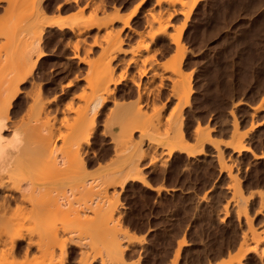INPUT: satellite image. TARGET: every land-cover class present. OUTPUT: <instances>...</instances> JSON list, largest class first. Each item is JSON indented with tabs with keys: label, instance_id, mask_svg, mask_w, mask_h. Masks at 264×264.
<instances>
[{
	"label": "rangeland",
	"instance_id": "1",
	"mask_svg": "<svg viewBox=\"0 0 264 264\" xmlns=\"http://www.w3.org/2000/svg\"><path fill=\"white\" fill-rule=\"evenodd\" d=\"M11 1L12 3H10ZM32 1L0 0V50H2L1 52H5H0V80L2 82H18L19 77L15 76L17 74L21 77V81H19L24 82L21 84L23 93H21L22 95L20 94L16 101H14V106L11 108L9 114L11 115L9 116L10 120L13 118V121L14 119L15 121H17V119L19 118L21 121V118H17V116H21L23 115V113L24 115L26 113L29 114V111L30 113L32 111L35 112L36 109L34 108H38V106L34 105L35 107L33 108L34 103L31 100L33 98H30L28 96L32 91V94L34 96H30L34 97V100L37 98V101L39 100V102L41 101L42 103H45L47 101L49 102V100L51 99L50 101H52V104L54 103L53 101H56L53 104L54 106L51 105L52 109H50L51 107L48 108L50 111L54 109L53 111L55 112L52 111V114H50L51 112L49 110H46V113H42L43 115H45L44 119L46 118V120L43 119V123L53 124L56 118H59L58 121L62 120L60 119L62 113L56 111L55 107L57 105L68 104L66 102L67 100H69L67 98L68 95L63 92L62 88L67 87L69 85V82H78L74 83V85H76L72 88L74 90L69 89L70 92L68 91V94L70 93L72 98L78 100L79 98L76 99L75 97H77L79 92L82 93L83 87L85 88V86H88V83L86 82H92L91 79H93L94 76H96L97 79V72H100L97 71L98 68L96 66L98 65L96 64H99L97 60H101L100 58L102 55L100 56L99 53L101 52L100 49L102 48L99 47L100 45H97L101 43L100 41L103 40L106 35V37L108 38L105 37V41L110 37L113 39H116L115 37H118V41H121V38L123 39V44H121V49H119L121 50L120 53L115 52V54L117 53L119 57L116 56V54L115 56H113L114 60L116 61L113 60L111 61V63H109V65L112 67L115 64V67H113L115 69L113 70L112 68L113 71H111L112 74L115 71V73L113 74L114 76L112 75V77L116 80L118 79V76L122 74V80L119 79L121 80L120 82L118 80L119 84L118 86H116L114 97L115 101L110 100L102 107H99L98 105L96 107V109L98 108L97 111L95 109V113H97L95 116L96 130L91 137V144L88 147V156H90L91 158L86 157L88 158L86 159V161L88 169L87 174L89 177L91 176L92 178H100L104 174L107 175L108 172H118L116 173L118 176H116L117 178H120V181L119 179H117V182L119 181V183H117L118 185L114 187L115 189L112 188L114 191H111L112 189H110V195L109 193L107 195L109 200L107 199V196L100 197L98 203L100 204L103 200L104 202H102L101 204L103 206H99L97 202L95 204L96 209L97 206H99V210L101 207H103L106 212L110 211L108 209H111V211L115 210L113 214L115 217L114 223H117V226H119V228H117L119 230L121 229V232H123V230L125 229L124 231H128L130 234V239H126V243L124 242L126 245H124V247L127 248L124 252L123 260H125V263L123 264H225L228 263V261L233 262L230 264H258V259L263 254L259 253L262 252V249L261 251H259V248H257V253L253 251L255 250V248L250 252L245 251L246 249L244 247L246 246V244L242 243L244 246L243 247L241 242L244 240L247 243V241L249 240L248 242L251 245L254 239L253 241H250V236H252L250 234V227H253L254 231L257 229V234L260 233V231L262 232V228L264 227V207L262 208L259 205L261 203L260 195H262V192L264 194V157H262L264 156V0H198L193 8L192 4L194 0H189L185 10L173 17V26L169 28L168 33H160L156 37H154V42L150 44V46L152 45V47L149 48L150 50H147L149 51L148 53L146 50H142V46L146 44L147 37L143 36L142 38L141 35H145L147 30H150V28L148 29V27H150V20L147 21V17L150 16L149 12H152L153 14L155 13L156 15H158L159 13L166 14L165 9L168 7V5L163 0L162 3L157 0H38V3H36L37 0H34L33 2ZM157 2H159L160 4L158 3L157 5ZM31 3L33 6H35L36 11H38V17L33 16V13L34 15H36L37 13L33 6H31L30 8ZM9 4L11 5L9 6ZM92 12L96 13V16L95 14L93 15ZM90 13H92L93 17L95 16L94 20H90L92 17V15L90 16ZM29 15H32L34 18H38L35 19L36 22H38V28L40 26L39 22H41L42 25L40 26V29L43 26L41 32H39L40 29H38L37 27L35 28V20L32 16L31 19ZM27 16L29 17L27 18ZM29 18L32 20L31 23L34 22L32 23V25L34 26L28 24V22H30ZM127 21L129 22L128 25H130L129 28L128 26L126 27ZM92 22L95 23V25L91 26L90 29L84 30L86 32H81L80 34H78L79 32L77 33L78 29L75 28V26L79 28L85 25H89ZM25 24H28L30 27H32V29L34 27V31L31 29L33 31V36L35 35V33L37 34V32L41 33V35H39V33L37 34V36H41V42L38 45L39 48L38 46H36L38 50H41L38 51L39 53L32 51L34 54H31V60L28 59V62L30 64L27 63L26 60H24V55L22 56L20 51L14 52V50L17 49L16 43L19 45L20 40L21 45L22 40L25 39L23 37H28L29 35L28 33L30 30L28 31L27 29H25L28 26H26ZM124 25L126 28L124 27V30H122ZM71 26L72 28H75L74 30H76V33L72 32L73 30H71ZM19 27L22 31L20 29L16 30V28ZM21 27H23V29ZM24 30H27L28 32L26 31V33H24ZM13 32L16 33L17 36ZM116 32L121 35L120 40V35L118 36ZM109 34L111 36H109ZM147 34L148 33H146V36ZM29 36L30 37L28 38H31V35ZM35 36L33 37V39L37 38H35ZM16 37L17 39L14 40V38ZM149 37L148 41H151V37ZM145 38L146 40H142ZM80 39L83 40L81 41V43L78 42ZM25 40L23 42L26 44L28 40ZM104 40L102 42L103 44H105ZM141 40L143 42H141ZM176 40H179V44H181L179 46H181L180 51L182 52L179 53L178 51L177 53L179 54L180 58H183V61H181L178 56V60H175L177 54L176 50L178 49L176 48L175 44ZM97 41H99V43ZM23 42L21 46H24ZM14 44L16 46H14ZM74 44L76 45V48L74 47ZM84 44L86 47L84 46ZM81 46H83L84 48ZM13 47L16 48L13 49ZM19 48L20 47L18 46L17 50H20L22 47L20 49ZM25 48L26 47H24V49ZM37 49L35 50L37 51ZM23 50L22 53L24 52ZM40 52H42L41 56H39ZM43 52L45 53L43 54ZM75 52H79L80 57L78 56L74 58L75 55H78V53L76 54ZM134 52L135 55L132 56ZM19 53L22 56L21 58ZM101 53L103 54L104 51ZM103 55L105 56L106 61L105 59L101 60V66L103 64L104 66H102V68H108L106 65L109 62V56H107L106 54ZM14 56L15 58L13 59ZM131 58H133L134 61ZM135 58L138 60L136 61ZM86 59L88 61L90 60V63L87 62ZM92 59L95 62L93 61L92 63ZM179 59L181 61V65L180 63H178ZM79 60H81V62ZM32 61L35 62L33 63ZM103 62H107V64H104ZM24 63H26L27 65H25ZM32 63L34 64V68L29 69ZM14 65H19L17 67H20V70L16 69L17 67L15 68ZM142 65L144 69L146 67L147 70L148 68H151V73H155L151 75L149 74L150 71H148V76L140 77L141 72L138 73L137 70L139 68H142ZM173 65L176 67L174 68ZM178 65L180 66L179 70H181V73L180 71H178V75H176L177 72L173 74L174 71H177L175 69H177ZM137 66L138 68H136ZM11 67L13 68L11 69ZM168 69L169 71L170 69L173 70L172 74L174 78L168 71ZM21 70L22 74L20 73ZM29 70H31V72L33 73H31ZM139 71L141 70L139 69ZM159 72H161L163 75ZM168 73L171 74V77ZM10 74L11 76H9ZM165 74L172 78L174 82H177L176 85L178 86L179 84H181L180 81L183 83L186 82L187 86L185 85V83L183 86H186L187 89H183L184 87L180 85L181 90L178 88V91L180 90V92H183L187 90V92L185 93L187 99L188 87H190L189 89H191V92L189 90L190 95L188 100H186L185 98L183 101L182 96L184 95V92L182 93L183 95L179 92L178 96H180V99L182 97L181 100L183 105H178L179 103L177 102L180 100H177L176 96V99L172 97L173 94L177 95L176 93L172 92L173 94H171L169 92V90L173 91L174 86H171L172 79L169 81L168 79L161 78V76H166ZM180 74L182 75L181 77ZM133 77L136 82H147L148 87L151 86L149 88V92L144 93L146 97L141 96V99L143 98L142 100H140L142 103L139 101V98H137L139 97L137 95L138 90L133 83L135 81L131 80L133 79ZM152 77L154 78L152 79ZM178 77H180L182 80L176 81L177 79H180ZM175 78L176 80H174ZM96 79L94 82H96ZM32 82L38 84L37 86H40V90H38L39 87L37 88L36 85L34 89V85H32ZM159 82L160 88L157 87L156 90L155 87L158 86L157 84ZM162 83L163 87L160 86ZM173 85L175 84L173 83ZM152 86H154V88ZM60 88L64 94L60 91ZM152 88L156 91L154 92ZM25 90L27 92H29V90L31 91L29 94H27ZM150 90L154 92V94H152ZM39 91H41L42 93ZM157 91L159 92V95L158 93H156ZM155 93L158 96L156 95V97H154ZM55 94L56 96H54ZM144 94L142 93V95ZM148 94L151 96H149ZM152 95L154 97V100L156 99L155 101H157L156 106L159 105V107H154L155 105L153 104L155 103L152 101ZM57 96L60 97L59 101L55 100ZM64 96L66 99L63 98ZM52 98L54 100H52ZM148 100L151 102L148 103ZM113 103H118L120 105V110H117L116 114H118L119 111V113H121L122 109L123 113L130 111L127 109V106L129 108L130 104V107L133 106L139 108L140 106L141 108H143L141 110H143L144 113L146 112L145 116H147L148 118H159L161 116V120H159L160 118H156L161 124L158 125L157 123L156 125L157 127L159 126V129L156 127L158 129L156 130L154 127L155 123L157 122L154 118L152 119V121L155 120L156 122H149L148 119V122L145 121L147 122V124L143 126L146 127L150 123V125L148 126V131L150 130V134L146 131L147 129H145L146 134L141 133L140 129L135 130L138 127L132 125V122L134 120L131 122H129V120H132L133 117L139 113H135V111L133 113L134 109H132L129 115H126L130 116V114H132L133 117L131 115L129 117L130 119L128 118L127 122H123L126 115H124L123 120H120V116H123L122 113L118 114L120 115L119 118L115 116L116 114H109L111 109V111L114 110V107H112L114 105ZM131 103L136 104L134 106L131 105ZM140 103L142 105H139ZM145 104L149 109H146ZM176 104L178 106H176ZM27 106L31 108L29 109V107ZM160 109L162 110L161 112L158 111ZM13 111H15L16 118ZM175 111L176 114L174 115ZM11 112L13 113L11 114ZM56 112L58 113L57 117H55ZM143 112L141 111L142 114ZM141 113L139 114V116H136V119L134 118L136 122L139 117L142 116ZM147 113L150 114L148 115ZM158 113L162 114H160V116H157ZM46 114H48L50 118L46 117ZM53 114L54 120L52 117ZM43 115L41 116V118H43ZM31 116L28 115L26 117H23V120ZM109 116H111V119L109 118ZM112 116L114 118L117 117L118 119L116 118L115 120ZM47 118L51 121L47 120ZM61 118L64 119L63 116ZM106 119H110L108 120L110 122H108ZM168 119L170 121L172 119L174 120H172L170 123ZM140 120L146 119L144 117V119ZM140 120H138V122ZM58 121H56L57 123H54L56 124V127H60L61 125H63V120L60 122ZM61 122L63 123L61 124ZM136 122L133 123L137 125L138 122ZM142 122L145 123L144 121ZM59 123L61 124L60 126ZM108 123H110V125ZM151 124L153 126H151ZM125 125H127L129 128L132 125V127L134 128V132L130 131V133L133 132L134 134L132 133L131 138L129 137L130 140H133L134 138V141L128 140L127 136L130 135V133L128 132L129 129ZM141 125L138 126H140L141 128ZM236 125L238 127V130L236 129ZM207 126L210 129H206ZM132 127L130 129H133ZM63 128L64 127H62V129ZM106 128L108 129L106 130ZM173 129L175 132H173ZM177 129L180 130L177 131ZM204 129L208 131L210 130V138L212 141L204 142L203 140H201L200 132ZM120 130L121 132H119ZM180 131H182V134L184 136V143L186 141L190 149L195 148V151L199 150V145L203 144V151L200 154L197 151L198 153L195 152L194 154L188 155L187 151L176 150L173 153L169 154V148L166 147L165 143L168 144L169 142H171V137L172 139H174L176 132L179 134ZM123 132L125 134H129L124 135ZM147 133L150 136H148ZM202 133H205V131H203ZM167 134H169V136H167ZM117 135L122 136V139L119 136L117 138ZM124 136L127 140H123ZM151 136H154V139L158 138L157 141H155ZM113 137H115L114 140ZM238 137L239 139L243 137L242 145L244 146V149H239L237 147L235 148L238 143L237 140H239ZM116 138L118 140H116ZM163 138L167 139L162 141ZM169 138L170 141L167 143ZM115 140L117 142H114ZM119 140L120 142L127 141L126 143H128L130 141L134 142V144H137V146H135L133 143H131L135 146V148L133 149H139L137 153L140 152V148H142V154L139 153L137 155H141L139 156V158L141 157V159H139L138 161L137 158L136 161H134L135 164L137 162L136 166L140 168L139 181L127 178L126 170H123L125 168V163L127 164L132 159V157L131 159L129 158V156H132V152L129 151L131 149V146L129 145L128 147V144L126 145V143H124L126 147L124 146L123 148V142L121 145L119 144L118 146H116L119 143ZM127 147L130 149L128 150ZM120 148L122 149V151ZM117 149L118 151L120 150V152H118ZM135 150L133 153L136 154ZM134 162H132L133 166H135ZM168 182H170L173 186L169 187ZM236 185L239 186L241 188V191L243 192L244 198L243 196L241 198H238L240 204L241 202H244V200L241 201V199H245V203L241 205L242 207H246L245 209L247 214H245V212H241V206H239L240 204H237V202L239 203V201L236 200L237 197L234 198L233 196L235 192L234 189L235 187H237ZM184 187L187 188V191L184 190ZM171 190L180 191L181 194L173 196L171 198L163 197L164 192L169 193ZM151 192L154 194H152ZM182 194H187V196L185 197ZM90 195L92 196L93 194ZM90 195L88 199L91 197ZM95 196L96 195H94V197H92L93 199L90 200H94ZM102 198H104L105 200L107 199L106 202ZM107 201L108 203H110V205L107 203ZM103 203L107 204H105V206H107L108 209L104 206ZM13 207L15 206L12 205V208H10L12 211H9L10 209H6L7 213L5 211L6 219L8 218V221L4 220L6 223H2H5V225L2 223L1 225L6 228H3L2 226V228L0 227V230L3 229L0 231V257L2 258L0 259V264L1 260L2 264H13L11 263V261L15 262L14 264H16L18 262V259L20 262H18L19 264H26L29 262L31 264L33 257H35L36 255H38L34 258V262L36 264H42L43 262H45L46 264V261H49L47 260V258L50 259V257H47L46 255L47 246L45 247V245L49 243L44 242L45 240L43 241L45 245H43L44 243H42L44 247L41 245L42 247L40 248L42 251H44V253L40 249H38L40 245H38L37 243L41 240L40 235L43 236V238L47 239L45 236L47 235L48 231L52 227L59 226L61 228L64 227V230L66 228L68 229L65 230L66 232L64 231L66 235L68 233L71 235L72 232L75 234L77 233V235L73 237L74 234L72 233V238H70L69 236V239H67L68 235L66 236L62 234V237L66 236L65 241H69L68 243L66 242V247L64 245V238H61V236L57 237L59 242L55 241V244H57L58 242L57 246H60L59 244H61L62 247L63 245L62 250L61 248H58L60 251L56 248L57 250L55 252H57L58 255L55 253L56 255L54 254V258L53 256H51L54 261H57V263L58 260L60 262L59 264H103L104 262H102V260L106 262L104 264H109V262L111 264V262L113 261H108L107 255L104 258L106 260H104L101 255L100 258H98L99 255L96 258L94 257L93 252L90 251L89 253L87 251L91 249V245H89L90 243H94L96 245L98 243H102L100 241H102L101 239L104 234L102 229L100 228V223H103V218L100 217L101 220L99 219L100 211L98 212L93 209L95 208V205L92 208V213H90L89 215L95 214L94 211H96L98 216L95 214L97 216H93V218L95 219L88 216L89 219L87 218V220L89 221H81V223L88 222V224H81L79 223L80 220H77L76 222L74 217H68L65 214L60 213V215L58 213H54L56 216L54 215L55 218L52 219L50 224L48 223L43 226H39L34 223V219L31 220V217L29 219L28 214L27 218L29 220L26 219L27 221L25 220L26 216L24 217L25 213H23V215H20L21 217L18 216L19 213L17 215V212H15L16 207L14 208L15 211L13 210ZM259 207L262 208L261 210L263 212L259 210ZM8 212H13V214H16L13 217V214H8ZM62 215L65 216L63 217ZM60 218L63 219L61 220ZM90 218H92L93 221L92 219L90 221ZM116 218L119 220H117ZM64 220L65 222L68 221L66 222L67 224L64 222ZM69 221H71L70 224ZM12 222H14V228L10 225L12 224ZM20 226H22V230L20 229ZM8 227L12 228L9 229ZM12 229H14L15 231L17 229L18 233L12 232L14 231ZM39 230H41V232H38ZM7 231H9V233ZM78 231L81 233H79ZM5 232L8 234H6ZM11 232L13 234H10ZM15 233L16 235L22 234L26 236L27 234L31 235V237L33 236L34 238L32 239L37 244L38 248L34 247L35 249H33L32 247L27 252L29 254H27L26 251L28 247L26 243H23L22 241L17 242V240V243L13 241V239L15 238ZM99 234L101 237L98 236ZM35 235L38 239H35ZM260 235L262 236L263 232L260 233ZM73 238L78 242L74 241ZM6 241L9 242L5 243ZM72 241L73 243L71 244ZM87 241L90 243H88ZM41 242H39V244ZM14 243L16 244L13 245ZM22 243L24 245H22ZM80 243L83 245H81ZM79 244L82 249L80 248ZM4 245L7 246L4 247ZM85 246H87L88 248H85ZM97 246L100 247L99 244ZM36 248L38 249V252H35ZM3 251L4 253H2ZM12 251L14 252V254H11L13 253ZM40 251L42 253V257L39 258V256L41 255L37 253H40ZM81 251H85L86 254L83 256ZM33 252L36 254H34ZM22 253L24 254L22 255ZM32 253L35 256L30 255ZM258 253L260 257L259 255H256ZM11 255L14 257H12ZM20 255L21 257L25 256L26 260L24 257L21 258ZM81 255L83 257L82 261L80 260L82 259ZM262 256L264 257V255ZM11 257L13 260H11ZM61 257L63 259H61ZM36 258L40 260L38 261L36 260ZM8 259H10L11 261ZM28 259L31 261L28 262ZM86 259L88 260L86 261ZM5 260H7V262ZM239 260L241 261V263H239Z\"/></svg>",
	"mask_w": 264,
	"mask_h": 264
},
{
	"label": "bare ground",
	"instance_id": "2",
	"mask_svg": "<svg viewBox=\"0 0 264 264\" xmlns=\"http://www.w3.org/2000/svg\"><path fill=\"white\" fill-rule=\"evenodd\" d=\"M5 1H7V0H5ZM29 1H32V0H29ZM34 1V0H33ZM32 1V2H33ZM66 1V0H65ZM68 1V0H67ZM157 1H159V2H161L162 3V0H157ZM163 1H165L166 3H167V5H168V7L165 9L166 10V14H162V13H159L158 15H156L155 13L153 14L152 12H149V14H150V16H148L147 17V21L148 20H150L149 21V26L150 27H148V29L150 28V30H147V32L146 33H148L147 34V36H146V33H145V35L143 34V35H141L142 36V38H143V36L144 37H147V40H146V38L145 39H142V40H146V44H144L143 45V43H142V47H143V49L142 50H150L149 48L150 47H152V45L150 46V44L151 43H153L154 42V37H156L158 34H167L168 33V30H169V28L171 27V26H173V24H172V19H173V17L176 15V14H178V13H180V12H182L183 10H185V8H186V6H187V4H188V1L189 0H163ZM197 1L198 0H194V2H193V4H192V8L196 5V3H197ZM159 2H157V5H158V3ZM10 3H12V1L10 2ZM36 3H38V0H37V2ZM160 4V3H159ZM11 4H9V6H10ZM36 5V4H35ZM37 5H39V4H37ZM31 6H33L32 5V3H31V5H30V8H31ZM41 7V6H40ZM59 7V6H58ZM33 8L35 9V6H33ZM34 9H32V10H34ZM39 9V8H38ZM41 10V9H40ZM39 10V11H40ZM35 11H36V9H35ZM31 12V11H30ZM34 12V11H33ZM38 11H36V13H37ZM96 12V11H95ZM40 13V12H39ZM93 13V12H92ZM92 13H90V16L92 15ZM29 14V13H28ZM85 14V13H84ZM95 14V16H96V13H93V15ZM39 16V14L37 13L36 15H34V13H33V16L35 17V16ZM93 15H92V17H91V19L90 20H94V17H93ZM30 16V18L32 19V15H29ZM29 16H27V18L29 17ZM32 16V17H31ZM37 16V17H38ZM89 16V15H88ZM89 16V17H90ZM33 17V19L35 20L36 18H34ZM29 18V19H30ZM151 18V19H150ZM28 19V20H29ZM30 19V22H28V24H31L32 25V23H34V22H32L31 23V20ZM38 19V18H37ZM89 20V19H88ZM27 23V22H26ZM38 22H36V20H35V28L37 27L38 28V24H37ZM128 21L126 22V27L128 26V28H129V26L130 25H128ZM27 24V25H28ZM76 24V23H75ZM26 25V24H25ZM26 25V26H27ZM39 25L41 26L42 24H41V22H39ZM93 25H95V23H91V24H89V25H85V26H83V27H76L75 26V28H77L78 29V31H77V33L78 34H80L81 32L83 33V32H86V31H84V30H86V29H90V27L91 26H93ZM32 26H34V25H32ZM40 26H39V28L38 29H40ZM108 26V25H107ZM30 26L28 25L27 26V28H25V29H27L28 31H29V35H31V38H28V37H30L29 35H28V37H26V36H24L23 38H25L24 40L25 41H27L28 40V42L30 43H24L23 41L24 40H22V42H23V45L24 46H21L22 45V42H21V45H20V40H19V45L16 43V45H17V49H18V46L23 50L24 49V47H26L23 51V53H22V50L20 49V50H17V49H15L14 47H13V49H15L14 50V52H21V54H22V56L24 55V57L23 58H25L24 60H26L27 61V63H29L28 62V59L29 60H31V58L30 57H32L31 56V54H34L33 52H38L39 50H41V49H37L36 48V46H38L39 44H40V39H41V36H37V34L39 33V32H41V29H42V27H41V29L39 30V32H37V34L35 33V38L36 39H33V31H34V27H33V29H32V27H30ZM124 27H125V25L123 26V28H122V30H124ZM125 27V28H126ZM22 29H23V27H21ZM71 28H72V26H71ZM75 28H72L71 30H73L72 32H74V33H76L75 31L76 30H74ZM108 28V27H107ZM113 28V27H112ZM17 29H20V27L19 28H16V30ZM33 31H32V30ZM21 30V29H20ZM27 30H24V33H26V31ZM37 30V29H36ZM44 30V29H43ZM121 30V31H122ZM14 31V30H13ZM22 31V30H21ZM27 31V32H28ZM31 31H32V34H31ZM89 31V30H88ZM121 31H120V33H121ZM7 32V31H6ZM9 32V31H8ZM16 32H18V31H16ZM20 32V31H19ZM115 32V31H114ZM119 32V31H118ZM118 32H116L117 34H118V36L120 35ZM5 33V32H4ZM14 33V32H13ZM21 33V32H20ZM23 33V34H24ZM181 33V32H180ZM9 34H12V33H9ZM15 35H16V33H14ZM77 34V35H78ZM115 34V33H114ZM4 35V34H3ZM6 35V34H5ZM19 35V34H18ZM27 35V34H26ZM39 35H41V33H39ZM14 36V35H13ZM17 36V35H16ZM22 36V35H21ZM33 36V37H32ZM107 36V35H106ZM105 36V37H106ZM109 36H111L110 34H109ZM151 38H150V37ZM4 37V36H3ZM15 37V36H14ZM20 37V36H19ZM43 37H44V35H43ZM105 37L103 38V40L105 39ZM148 37L151 39V41L149 40L148 41ZM5 38V37H4ZM23 38H21V39H23ZM106 38H108V37H106ZM116 39H113V38H109V39H107L106 41L104 40V43L105 44H103L102 42H103V40H99L101 43L100 44H98L97 46H99L100 48H102V49H100V51L101 52H103L104 51V53L103 54H106L107 56H109V59H108V64H107V62L105 63V62H103L104 64H107L106 66L109 68V63H111V61H113L114 60V57L113 56H115L116 54H115V52H118V53H120V51L121 50H119V49H121V44H123L122 42H123V39L121 38V35L119 36V40H120V38H121V41H118L117 40V38L118 37H115ZM17 39V37L16 38H14V40H16ZM82 39V38H81ZM79 40L78 42H80L81 43V41H83V40ZM140 39H141V37H140ZM8 40H9V38H8ZM8 40H7V42H8ZM31 42H30V41ZM34 40V41H33ZM78 40V39H77ZM76 40V41H77ZM85 40V39H84ZM97 40V39H96ZM141 40V42H143ZM99 41H97L98 43H99ZM86 42V41H85ZM84 42V43H85ZM176 43V48H178L177 50H176V53L179 51V53H181L182 51H180V47L181 46H179V45H181V44H179V40H176L175 41ZM2 43V42H1ZM14 43H15V41H14ZM76 43V42H75ZM4 44V43H3ZM78 44V43H77ZM94 44H96V43H94ZM5 45V44H4ZM7 45V44H6ZM15 44H14V46H16ZM27 45V46H26ZM75 45V44H74ZM79 45V44H78ZM80 45H82V44H80ZM41 46H42V44H41ZM84 46H85V44H84ZM178 46V47H177ZM4 47V46H3ZM75 48H76V45L74 46ZM73 47V48H74ZM81 47H83V46H81ZM86 47V46H85ZM38 48H39V46H38ZM84 48V47H83ZM5 49V48H4ZM35 49H37V51L35 50ZM182 49H183V47H182ZM181 49V50H182ZM35 50V51H34ZM74 50V49H73ZM77 50V49H76ZM81 50H84V49H81ZM119 50V51H118ZM2 50H0V52H1ZM33 51V52H32ZM43 51V50H42ZM78 51V50H77ZM145 51V52H146ZM4 52V51H3ZM3 52H1V53H3ZM99 53L100 54V56H101V60H103V59H105V56L102 54V53ZM123 52V51H122ZM121 52V53H122ZM143 52V51H142ZM149 51H147V53H148ZM5 53V52H4ZM39 53V52H38ZM45 52H43V54H44ZM76 53V52H75ZM75 53H74V55H75ZM78 53V55H75L74 56V58L75 57H78L79 56V52H77ZM76 53V54H77ZM137 53V52H136ZM144 53V52H143ZM20 54V53H19ZM21 54H20V58L22 57L21 56ZM141 54V53H140ZM140 54H139V56H140ZM178 54V53H177ZM176 54V59L175 60H178L177 59V56H178V58H180L179 57V54L177 55ZM13 55H14V53H13ZM16 55V54H15ZM42 55V52H40V54H39V56H41ZM135 55V52H134V54L132 55V56H134ZM142 55V54H141ZM17 56H19V55H17ZM87 56H89V55H87ZM104 56V57H103ZM116 56H118V54L116 55ZM136 56H137V54H136ZM180 56H183V55H180ZM4 57V56H3ZM73 57V56H72ZM80 57V56H79ZM119 57V56H118ZM12 58V57H11ZM15 58V56L13 57V59ZM17 58V57H16ZM20 58H19V60H20ZM107 58V57H106ZM116 58V57H115ZM137 58V57H136ZM135 58V59H136ZM77 59V58H76ZM87 59H88V57H87ZM86 59V61L87 62H89L90 63V60L88 61ZM99 59V58H98ZM133 61H134V59L133 58H131ZM130 59V60H131ZM181 59V61H183V58H180ZM180 59H179V62L178 63H180L181 61H180ZM4 60H5V58H4ZM12 60V59H11ZM101 60L99 61V60H97L98 62H99V64L97 63L96 65H98V66H96L98 69H97V71H100V72H97L98 74H97V79H96V76H94V78L93 79H91L92 80V82H86V83H88V86H85V88L83 87V91H82V93H78V95H77V97H75L76 99L77 98H79L78 100H75L74 98H72V96L70 95V93L68 94V91L70 92V90L69 89H72L73 88V86H76V85H74V83H78V82H69V85L67 86V87H63L62 88V90H63V92L65 93V94H67L68 95V99L69 100H67L66 102L68 103L67 105H57V106H55L56 107V111H58V112H60V113H62V116L64 117V119L63 118H61L60 116V119H62L63 120V122H61V124L63 123V125H61L60 123H59V126L61 125L62 127H64L63 129H62V127L60 126V127H56L55 125L56 124H54L56 121H58V119L56 118V120H54V114L52 115V117H53V120H54V123L52 124V123H50V124H46V123H43L42 121H43V119H44V116L45 115H43L44 113H46L45 111L46 110H49L48 108H50V109H52V106L51 105H53L56 101H53L54 103L52 104V101H50L49 99V102L47 101V102H45V103H42L41 101V103L39 102V100L37 101V98L34 100V97H31L33 94H32V92H31V96L30 95H28L30 98H33V99H31L32 100V102L34 103H32L33 104V108L35 107V106H38V108L37 107H35L34 109H36L35 110V112L34 111H32V109H31V111L33 112H31L30 113V111L28 112L29 114H25L26 116H28V115H32L31 117H28L27 119L25 118V120H23L24 118L23 117H26L25 115H24V113H23V115H21V116H17V118L18 117H20L21 118V121H20V119L18 118L17 119V121H15V119H14V121H15V123H14V121L11 119L10 120V117L9 116H11V115H9L10 114V111H11V108L14 106V101H16V99L19 97V95L21 94V93H23V89H22V87H21V84L22 83H24V82H20L21 81V77L20 76H18L17 74L15 75L16 77H19V79L18 78H16V79H18V82H2L1 80V82H0V227L2 226L3 228H6V227H4L3 225H1V223L2 222H5L4 220H6V221H8V218L6 219V213H7V210H9L10 208H12V205H14L15 207H13V210H14V208H15V212H17V215H18V213H19V215L18 216H20V215H23V213H25L24 214V217L26 216V218H25V220L26 219H30V217H31V220H33L34 219V223H36L37 225H46V224H50V222L52 221V219L53 218H55V214L56 213H58V214H65V215H67L68 217H74L75 218V220H76V222H77V220L79 221L80 220V222L79 223H81V221H89V220H87V218H88V216L89 217H92L93 218V216L96 214L97 215V212L96 211H100V214H99V219H100V217L101 218H103V223H100L101 224V229H102V231H103V236H102V241H100V242H102V243H98L99 244V246L100 247H98L96 244H94V243H90V242H88V243H90L89 245H91V249H89V250H87L89 253H90V251L91 252H93L94 254V257H98V255H99V257L98 258H100V255H101V257H103V259L105 258V256L107 255V260L108 261H111V260H113L112 262H111V264H123V263H125L124 261L125 260H123L124 259V252H125V250H126V248L124 247V245H125V240L126 239H130V234H129V232L128 231H124L123 229V232H121V229L119 230L118 228H119V226H117V223H114V211H111V209H108V207L107 206H105V204H104V206L105 207H107V209L108 210H110L109 212H106L105 210H104V208L103 207H101L100 208V210H99V206L102 204V202H104L102 199H104V198H102L101 200H102V202L99 204L98 203V200H100V197H106L107 195H108V193H109V195H110V192L111 191H114L112 188H114L116 185H118L117 183H119V181H120V178H117V174L116 173H118V172H115V171H112L111 173H107V175L106 174H104V175H102L100 178H92L91 176V178L88 176V174H87V171H88V169H87V161H86V159H88V158H86V157H90V156H88V147H89V145L91 144V137H92V135H93V133H94V131L96 130V124H95V116H96V114L97 113H95L96 111H97V109H96V107L99 105V107L101 106H104L108 101H110V100H113V101H115V92H116V86H118V84H119V82L122 80L121 79V76H122V74L120 75V76H118V79H114L113 77H112V75L115 73V71L113 72V74H112V72L111 71H113L115 68H113V67H115V64H114V66L112 67V66H110V68L108 69V68H106V67H103L102 68V66H104L103 64H102V66H101ZM119 60V59H118ZM131 60V61H132ZM138 59H136V61H137ZM1 61H3V60H1ZM14 61V60H13ZM16 61V60H15ZM23 61V60H22ZM36 61V60H35ZM34 61V62H35ZM80 62H81V60H79ZM83 61V60H82ZM85 61V62H86ZM92 61V63H93V59L91 60ZM105 61H106V59H105ZM114 61H116V60H114ZM130 61V62H131ZM132 61V62H133ZM139 61H140V59H139ZM33 62V61H32ZM33 62V63H34ZM95 62V61H94ZM1 63V62H0ZM16 63H18V62H16ZM20 63H21V61H20ZM31 64L30 65V67H29V69L30 68H34V64ZM84 63V62H83ZM91 63V64H92ZM119 63V62H118ZM137 63V62H136ZM176 63V62H175ZM2 64H4V63H2ZM5 64H6V61H5ZM14 64V63H13ZM25 65H27L26 63H24ZM30 64V63H29ZM28 64V65H29ZM90 64V65H91ZM133 64V63H132ZM138 64H139V62H138ZM144 64V63H143ZM22 65H23V63H22ZM93 65V64H92ZM112 65V64H111ZM128 65V64H127ZM180 65H181V63H180ZM3 66V65H2ZM7 66H9V65H7ZM15 66V65H14ZM17 66H19V65H17ZM17 66H15V68L17 67ZM20 66H21V64H20ZM33 66V67H32ZM88 66V65H87ZM101 68H100V67ZM139 66V65H138ZM138 66L136 67V68H138ZM141 66V65H140ZM0 67H1V65H0ZM5 67V66H4ZM173 67L175 68L176 66H174L173 65ZM13 67H11V69H12ZM14 68V69H15ZM20 67H17L16 69H19ZM22 68V67H21ZM24 68H25V66H24ZM27 68V67H26ZM89 68H91V67H89ZM112 68H113V70H112ZM142 68H143V65H142ZM142 68H139L141 71H139V69L137 70V72L139 73V72H141L140 74V77L141 76H148L147 74H148V71H150L149 72V74H154L153 72L151 73V68H148V70H147V67L143 70ZM173 68V69H174ZM179 68H180V66L178 65L177 66V69H175V70H177V71H174V73L172 72L173 70H171L170 69V71H169V69H168V71L172 74H175V72H177V74L176 75H178L179 73H178V71H180V73H181V70H179ZM2 69V68H1ZM23 69V68H22ZM96 69V68H95ZM102 69V70H101ZM150 69V70H149ZM167 69V68H166ZM3 70H5V69H3ZM10 70V69H9ZM20 70V69H19ZM19 70H18V73H19ZM25 70V69H24ZM32 70V69H31ZM31 70H29L30 72H31ZM90 70V69H89ZM8 71V70H7ZM13 71V70H12ZM154 71V70H153ZM165 71V70H164ZM10 72V71H9ZM22 72V70L20 71V73ZM15 73H16V70H15ZM25 73H27V72H25ZM31 73H33V72H31ZM92 73H93V71H92ZM159 73H161V72H159ZM9 74V73H8ZM12 74H14V73H12ZM22 74V73H21ZM127 74V73H126ZM162 74V73H161ZM169 74V73H168ZM171 74H169L170 75V77H171ZM173 74H172V76H173ZM24 75V74H23ZM22 75V76H23ZM26 75V74H25ZM29 75H30V73H29ZM116 75V74H115ZM125 75V74H124ZM123 75V76H124ZM163 75V74H162ZM166 75V74H165ZM5 76V75H4ZM9 76H11V74L9 75ZM32 76V75H31ZM114 76V75H113ZM126 76V75H125ZM128 76V75H127ZM182 75L180 74V77H181ZM24 77V76H23ZM26 77V76H25ZM27 77H28V75H27ZM120 77V78H119ZM129 77V76H128ZM135 77V76H134ZM134 77H133V79H131L132 81H135L134 80ZM165 77H167V78H165ZM169 76H164V77H162L161 76V78H164V79H168L169 81L172 79V78H168ZM180 77H178V78H180ZM11 78V77H10ZM115 78H117V77H115ZM122 78H125V77H122ZM127 78V77H126ZM154 77H152V79H153ZM173 78H174V76H173ZM13 79H14V76H13ZM95 79H96V82H94L95 81ZM119 79H121V80H119ZM151 79V78H150ZM7 80V79H6ZM20 80V81H19ZM90 80V79H89ZM118 80H119V82H118ZM162 80V79H161ZM174 80H176V78L174 79ZM179 80H182L181 78L180 79H177L176 81H179ZM15 81V80H14ZM172 82V87H173V91L171 90H169V92L171 93V94H173L172 92H174V93H176L177 95H175V94H173V96L172 97H174L175 98V96H176V98H177V100L179 99L180 101H178L177 103H179L178 105H183L182 104V100L184 101V99L186 98V100H188L189 99V90H190V92H191V89H189L190 87H188V99H187V96H186V92H187V90L186 91H183V92H180V90H181V86H183L184 85V83H185V85H186V82H181L180 81V83L181 84H179V86L178 85H176L177 84V82H174L173 81V79L171 80ZM161 82V81H160ZM160 82L157 84L158 86H156L155 87V89L157 90V87H159V84H160ZM36 83H38V82H36ZM134 83V85L136 86V88H137V95L139 96V97H137V98H139V101L140 100H142L141 99V96H145V94L144 93H148L149 92V88L151 87V86H149L148 87V84H147V82H145V83H142V82H133ZM170 83V84H171ZM173 83L175 84V85H173ZM189 83V82H188ZM42 84V83H41ZM32 85H34V89H35V85L37 86L38 84H35V82H32ZM64 85V84H63ZM87 85V84H86ZM181 85V86H180ZM66 86V85H65ZM78 86H79V84H78ZM160 86H162L163 87V83L160 85ZM176 86V87H175ZM187 86V85H186ZM186 86L183 88V89H187L186 88ZM188 86H189V84H188ZM39 87V88H38ZM153 88H154V86H152ZM37 88H38V90H40V86H37ZM76 88V87H75ZM119 88V87H118ZM117 88V89H118ZM153 88H152V90H153ZM160 88V87H159ZM175 88V89H174ZM176 88H177V90H176ZM178 88L180 89L179 91H178ZM33 89V90H34ZM42 90V89H41ZM62 90H61V88H60V91L62 92ZM72 90H74V89H72ZM156 90H153L154 92L156 91ZM159 90V89H158ZM175 90V91H174ZM30 91L31 90H29V92H27L26 90H25V92H27V94H29L30 93ZM160 91V90H159ZM39 92H41V91H39ZM58 92V91H57ZM62 92V93H63ZM150 92H152L151 90H150ZM154 92H152V94H154ZM179 92L183 95L182 97H183V99H182V97H181V99H180V96H178L179 95ZM42 93V92H41ZM63 93V94H64ZM142 93L144 94V95H142ZM156 93H158V95H159V92L157 91ZM155 93V96L154 97H156V94ZM81 94V95H80ZM22 95V94H21ZM58 95V94H57ZM147 95V94H146ZM149 95V94H148ZM157 95V96H158ZM34 96V95H33ZM46 96H47V94H46ZM51 96V95H50ZM49 96V97H50ZM53 96V95H52ZM54 96H56V94L54 95ZM59 96H60V94H59ZM149 96H151V95H149ZM179 98H178V97ZM184 96H186V97H184ZM48 97V98H49ZM58 97V96H57ZM56 97V98H57ZM146 97V96H145ZM152 97H153V95H152ZM154 97H153V99H152V101L155 103V104H153V102H152V104L153 105H155L154 107H159V105L158 106H156L157 104V101H155L154 100ZM169 97H170V95H169ZM53 98H55V97H53ZM52 98V100H54ZM55 98V100H58L59 101V99H60V97H58L57 99ZM63 98H65V96L63 97ZM150 98V97H149ZM175 98V99H176ZM66 99V98H65ZM147 99V98H146ZM34 100V101H33ZM185 100V101H186ZM71 101V102H70ZM139 101H138V103H139ZM146 101V100H145ZM38 102V103H37ZM63 102V101H62ZM70 102V103H69ZM141 102V101H140ZM149 102H151V101H149L148 100V103ZM40 103V104H39ZM58 103V102H57ZM125 103V102H124ZM142 103V102H141ZM139 104V105H142V104ZM146 103V102H145ZM147 103V104H148ZM16 104H17V102H16ZM15 104V105H16ZM32 104H31V107H32ZM62 104V103H61ZM66 104V103H65ZM114 105L112 106V107H114L113 109V111H111L110 109V112H113V113H110L109 112V114H112V115H115L116 113H117V110H120L119 108H120V105L118 104V103H113ZM126 104V103H125ZM135 104L136 103H134V104H132L131 103V105H134L135 106ZM151 104V103H150ZM29 105V104H28ZM35 105V106H34ZM128 105V104H127ZM126 105V106H127ZM138 105V104H137ZM136 105V106H137ZM144 105V104H143ZM146 105V104H145ZM152 105V106H153ZM177 104H176V106H178ZM180 105V106H181ZM30 106V105H29ZM29 106H27V107H29ZM54 106V105H53ZM19 107V106H18ZM31 107H29V109L31 108ZM149 107V106H148ZM151 107V106H150ZM54 108V107H53ZM136 107H133V106H131L130 107V104H129V108H128V106H127V109L128 110H132V109H134L133 110V113H134V111H135V113L137 112V113H141V111L143 112V110H141V109H143V108H141L140 106H139V108L137 107L136 109H135ZM145 108V107H144ZM27 109V108H26ZM33 109V110H34ZM95 109H96V111H95ZM127 109H125V110H127ZM138 109V110H137ZM146 109H149V108H147V105H146ZM145 109V110H146ZM154 109V108H153ZM12 110H14V109H12ZM28 110V109H27ZM54 110V109H53ZM53 110H49L51 113L50 114H52V111ZM124 110V111H125ZM137 110V111H136ZM151 110V109H150ZM155 110V109H154ZM175 110H176V107H175ZM19 111V110H18ZM130 111H125L126 113H123V109L121 110V113H122V115L123 116H120V115H118V114H121V113H119L118 112V114H116L115 116H117L118 118H119V116H120V120H123V118H124V115H126V114H128L129 115V113H130ZM159 112H161L162 110L160 109V110H158ZM14 112V115H15V111H13ZM13 112H11V114L13 113ZM44 112V113H43ZM53 112H55V111H53ZM174 112V111H173ZM43 113V114H42ZM57 113V112H56ZM55 113V117H57V115H58V113L56 114ZM60 113H59V115H60ZM146 113V112H145ZM145 113L143 112V114L141 113V115L142 116H144L145 117V119L146 120H140V119H144V117H139V119L138 120H140L139 122H138V120H137V122L135 121V119H136V116H139V114H136V116H134L133 117V115L132 114H130V116L132 115V117H133V119L131 120L129 117L130 116H127V119H126V116H125V118H124V120H123V122H127L128 121V118L130 119L129 120V122H131V121H133V122H136L137 123V125L135 124V123H133L132 122V125L133 126H136V127H138L137 129H135V130H138V129H140V132L141 133H145L146 134V131L147 132H149V134H150V130L148 131V126L150 125V123L146 126V127H143V126H145L146 124H147V120L149 119V122H151L152 121V119H154L155 118V120L157 121H152V122H156L155 123V125H154V127H155V129L156 130H158L159 129V126L157 127L156 125H157V123H158V125L160 124L159 123V120H161L162 118H160L161 116H160V114H162V113H158V115L157 116H160L159 118L158 117H153L152 119H151V117L150 118H148L147 116H145ZM36 114V115H35ZM43 115V118H41V116ZM148 114V113H147ZM150 114V113H149ZM148 114V115H149ZM176 114V111H175V113H174V115ZM13 115V116H14ZM107 115H108V113H107ZM153 115V114H152ZM173 115V116H174ZM23 116V117H22ZM51 116V115H50ZM155 116V115H154ZM171 116H172V114H171ZM170 116V117H171ZM46 117H49V115L48 114H46ZM111 116H109V118H110ZM113 117V116H112ZM116 117V118H117ZM121 117H122V119H121ZM15 118H16V115H15ZM50 118V117H49ZM114 118V117H113ZM116 118H114L115 120H116ZM117 118V119H118ZM135 118V119H134ZM138 118V117H137ZM156 118H158L159 120H157ZM42 119V120H41ZM111 119V118H110ZM110 119H108V120H110ZM44 120H46V118L44 119ZM47 120H49L48 118H47ZM52 120V121H53ZM62 120H59L58 122H60V121H62ZM107 120V119H106ZM107 120V121H108ZM172 120H174V119H172ZM171 120V121H172ZM9 121H13V122H9ZM49 121H51V120H49ZM142 121H147V122H145V123H143ZM168 121H170L169 119H168ZM171 121H170V123H171ZM45 122V121H44ZM108 122H110V121H108ZM161 122V121H160ZM57 123V122H56ZM140 123V124H139ZM143 123V124H142ZM66 124V125H65ZM109 125H110V123H108ZM128 124V123H127ZM131 124V123H130ZM142 124V125H141ZM151 124V126H153ZM167 124V123H166ZM173 124V123H172ZM171 124V125H172ZM176 124V123H175ZM174 124V125H175ZM58 125V124H57ZM65 125V126H64ZM107 125V124H106ZM132 125H131V127H132ZM138 125H141V128H140V126H138ZM161 125V124H160ZM125 126H127V125H125ZM130 126V125H129ZM176 126V125H175ZM108 127V126H107ZM110 127V126H109ZM130 127V128H131ZM158 129H157V128ZM174 127V126H173ZM127 128L129 129V133H130V131H133L134 130V128L133 129H130L128 126H127ZM238 127H237V125H236V129H237ZM108 128H106V130H107ZM145 129H147L146 131H145ZM154 129V128H153ZM154 129V130H155ZM172 129V128H171ZM175 129V128H174ZM174 129H173V132H175L174 131ZM181 129V128H180ZM180 129H177V131L178 130H180ZM206 129H210V128H208V126L206 127ZM206 129H204L203 131H205V133H202L203 131H201L200 132V136H201V140H203L204 142H210V141H212L211 140V138H210V130L208 131V130H206ZM238 130V129H237ZM236 130V131H237ZM208 131V132H207ZM119 132H121V130L119 131ZM118 132V133H119ZM134 132V131H133ZM133 132H131L130 133V135H128L129 133H124L123 132V134L124 135H128L127 137H128V140H130L129 139V137L131 138V135H132V133ZM169 133V132H168ZM201 133H202V135H201ZM134 134V133H133ZM148 134V133H147ZM148 134V136H150ZM122 135V134H121ZM176 135H177V137H176ZM116 136V135H115ZM118 136L119 135H117V138H118ZM145 136V135H144ZM159 136V135H158ZM167 136H169V134H167ZM199 136V137H200ZM121 139H122V136H119ZM134 137V136H133ZM132 137V138H133ZM153 139H154V136H151ZM161 137H162V135H161ZM241 137V136H240ZM114 138L115 137H113V140H114ZM116 138V140H118ZM119 138V139H120ZM168 138V137H167ZM167 138H163L162 139V141L163 140H165V139H167ZM176 138V139H175ZM184 136H183V134H182V131H180L179 132V134L176 132V134H175V137H174V139H172V137H171V142H169L170 141V138L168 139V141H167V143L168 144H166L165 143V145H166V147H168L169 148V154H171V153H173L174 151H176V150H180V151H187V153H188V155H191V154H194L195 152H199V154L203 151L202 150V145L203 144H201V145H199L200 146V149L199 150H194V149H190V147H189V145L186 143V141H185V143H186V145H185V143H184ZM158 139V138H157ZM157 139L155 138L154 140L155 141H157ZM238 139H239V137H238ZM242 139H243V137L242 138H240L239 140H237V146H235V148L237 147V148H239V149H244V146L242 145ZM114 141V142H117V141ZM123 140H127V139H125V136H124V139ZM132 140V139H131ZM130 140V141H131ZM135 139L133 138V140L132 141H134ZM160 140V139H159ZM174 140V141H173ZM129 141V142H130ZM122 142H123V144H122ZM122 142H120V140H119V143L116 145V146H118L119 144L121 145H123L122 146V148L125 146L126 147V145L129 147V145L131 146L130 148L132 149H130V148H128L127 147V149L130 151V152H132L131 154H132V156H129V158L131 159V157H132V159L126 164L125 163V168L123 169V170H126V173H127V178H129V179H132V180H140V177H139V173H140V168L138 167V166H136V164H137V162H136V164H135V162L134 161H136V159L138 158V161H139V159H141V157L139 158V156H141V155H139V156H137L139 153H141L142 151V148H140L141 147V145H140V147H138V148H140V152H138L137 153V151L139 150V149H137L136 148V150L135 149H133V148H135V146H137V144H134V142H130V144H129V142L128 143H126L127 141H122ZM124 143H126V145H124ZM131 143H133V144H131ZM136 143V142H135ZM114 145H115V143H114ZM164 145V144H163ZM168 145V146H167ZM188 145V146H187ZM133 146V147H132ZM198 146V147H199ZM197 147V148H198ZM116 148V147H115ZM118 148V147H117ZM89 149H91V148H89ZM121 149V148H120ZM127 149H125V150H127ZM124 150V149H123ZM134 150L136 151V154L135 153H133L134 152ZM116 151V150H115ZM117 151H118V149H117ZM121 151H122V149H121ZM118 152H120V150L118 151ZM197 152V153H198ZM117 153V152H116ZM124 153H125V151H124ZM124 153H122V154H124ZM90 154V153H89ZM119 154H121V153H119ZM142 154V153H141ZM91 155V154H90ZM135 155H136V157H135ZM123 156V155H122ZM125 156H126V154H125ZM135 157V159H134V157ZM262 157H264V156H262ZM91 158V157H90ZM134 159V160H133ZM89 160H91V159H89ZM132 162H134V164H135V166H133L132 164ZM123 166V167H124ZM119 171V170H118ZM120 172V171H119ZM232 174V173H231ZM117 175V176H116ZM233 177V176H232ZM117 179H119V181L117 182ZM236 180V179H235ZM237 186V185H236ZM110 189H112L111 191H110ZM115 189V188H114ZM235 192H234V194H233V196H234V198L235 197H237L236 198V200H238L239 201V198H241L242 196H243V192L241 191V188L239 187V186H237V187H235ZM90 192H95V193H90ZM93 194L92 196L90 195V194ZM89 195L91 196L89 199H88V197H89ZM94 195H96L95 196V199L94 200H90V199H93L92 197H94ZM111 197V196H110ZM239 197V198H238ZM260 197H261V203L259 204L262 208L264 207V194H263V192H262V195H260ZM243 198H244V196H243ZM107 199L109 200V198H108V196H107ZM106 199V200H107ZM105 200V199H104ZM106 200H105V202H106ZM244 200V202L243 203H245V199H241V201H243ZM98 203L99 204V206H97V209H96V204L95 203ZM237 202V201H236ZM107 203H108V201H107ZM242 202H241V204H243ZM97 204V205H98ZM109 205H110V203H108ZM237 204H240V201H239V203L237 202ZM239 205V206H241V208H240V210H242L241 212H245V214H247V212H246V207H242V205ZM94 205H95V208H93L94 207ZM107 205V204H106ZM108 205V206H109ZM101 206H103V205H101ZM244 206V205H243ZM95 209L96 211H94L95 212V214H91V215H89L90 213H92V210L93 209ZM262 208H260L259 207V210H261ZM7 209V210H6ZM243 209H244V211H243ZM264 210V209H263ZM5 211H6V213H5ZM9 211H12L11 209L9 210ZM18 211H21V212H18ZM93 212V213H94ZM260 212V211H259ZM261 212H263L262 210H261ZM55 213V214H54ZM8 214H13V212L12 213H10V212H8ZM16 214V213H15ZM15 214H13V217H14V215ZM29 216H28V215ZM60 214V215H61ZM264 214V213H263ZM16 215V216H17ZM55 215V216H54ZM64 215V216H65ZM95 215V216H96ZM27 216H28V218H27ZM63 216V215H62ZM63 216V217H64ZM94 216V217H95ZM98 216V215H97ZM96 216V217H97ZM21 217V216H20ZM15 218H17V217H15ZM22 218H23V216H22ZM21 218V219H22ZM92 218H90V221H91V219ZM28 219V220H29ZM58 219V218H57ZM61 219V218H60ZM63 219V218H62ZM61 219V220H62ZM66 219V218H65ZM89 219V218H88ZM93 219H95V218H93ZM93 219H92V221H93ZM98 219V220H99ZM117 219V218H116ZM30 220V221H31ZM56 220V219H55ZM68 220H70V219H68ZM101 220V219H100ZM117 220H119V219H117ZM252 220V219H251ZM9 221H11V220H9ZM22 221V220H21ZM27 221V220H26ZM25 221V222H26ZM29 221V222H30ZM57 221V220H56ZM56 221H54V222H56ZM59 221V220H58ZM73 221V220H72ZM20 222V221H19ZM23 222V221H22ZM64 222H65V220H64ZM66 222H68V221H66ZM65 222V223H66ZM70 222L71 221H69V224H70ZM96 222V221H95ZM100 222V221H99ZM117 222V221H116ZM249 222H251V221H249ZM6 223V222H5ZM5 223H2V224H4L5 225ZM24 223V222H23ZM32 223V222H31ZM82 223H85V224H88V222L86 223V222H82ZM81 223V224H82ZM98 223V222H97ZM119 223V222H118ZM13 224H14V222H12V224H10L12 227H13ZM55 224V223H54ZM67 224V223H66ZM92 224V223H91ZM121 224V223H120ZM15 225H16V223H15ZM20 225V224H19ZM58 225H60V224H58ZM84 225V224H83ZM82 225V226H83ZM99 225V224H98ZM253 225V224H252ZM9 226V225H8ZM27 226H29V225H27ZM27 226H24V227H27ZM49 226V225H48ZM56 226H57V224H56ZM1 227V228H2ZM11 227V228H12ZM45 227V226H44ZM47 227V226H46ZM60 227V226H59ZM59 227H52L49 231H48V233H47V235L45 236L47 239H45V238H43V236H41L40 235V241H38V245H40L39 246V248H38V246H37V244L33 241V239L32 238H34L33 236L31 237V235H27L26 234V236L25 235H22V234H17L16 235V233H15V238L13 239V241L14 242H16V240H17V242L18 241H22L23 243H26V245H27V247H28V249H27V251H26V253L28 252V250L29 249H31L32 247H33V249H35L34 247H37L38 249H40L41 250V248L40 247H42L43 245H45V243L44 242H47V243H49V244H47V245H45V247L47 246V250H46V255H47V257H50V259H48L47 258V260H49V261H46V264H59L60 262H59V260L58 259H56V260H58V263H57V261H54V259H52V257L51 256H53V258H54V254L56 253L57 254V252H55L58 248L60 249L61 248V250L63 249L62 247H63V245H62V247H61V244H59L60 246H57V244H58V238L57 237H60L61 236V238H64L63 240H64V245H65V247H66V244L69 242H67V241H65L66 240V236L68 235V238L67 239H69V236H70V238H72V233H71V235L68 233L67 235L65 234V230L67 229H63V228H59ZM78 227H79V224H78ZM118 227V228H117ZM9 229H11L10 227H8ZM14 228V227H13ZM17 228H18V226H17ZM22 228V226H20V229ZM69 228H70V226H69ZM85 228V227H84ZM87 228V227H86ZM90 228H92V227H90ZM89 228V229H90ZM252 228L253 227H250V234L252 235V236H250V238L252 239H250V241H253V239H254V243L252 242H250L251 243V245L253 244V245H255V246H251L250 244H249V240L247 241V243L243 240L242 242H241V244L243 243H245L246 244V246L244 247L243 246V244H242V246L246 249H244L245 251H252V249H254L255 248V250H253L254 252H258V250H256L257 248H259V251H261V249H262V252H259L260 254L261 253H263L262 255H264V227L262 228V232H263V237L260 235V233H262L261 231H260V233H258L257 234V232H256V230L254 231V228H253V230H252ZM8 229V230H9ZM19 229V230H20ZM28 229V228H27ZM32 229V228H31ZM36 229V228H35ZM88 229V228H87ZM1 230H3V229H1ZM0 230V231H1ZM12 230H14V229H12ZM22 230V229H21ZM20 230V231H21ZM25 230V229H24ZM34 230V229H33ZM43 230H44V228H43ZM46 230V229H45ZM68 230V229H67ZM69 230H71V229H69ZM77 230V229H76ZM6 231V230H5ZM31 231V230H30ZM65 231V232H64ZM71 231H73V230H71ZM99 231V230H98ZM8 233H9V231H7ZM12 232H17L18 233V231H17V229H16V231L14 230V231H12ZM10 233V234H13V233ZM22 232V231H21ZM38 232H41V230H39ZM74 232H76V231H74ZM79 232V231H78ZM1 233V232H0ZM6 233V232H5ZM8 233H6V234H8ZM26 233V232H25ZM24 233V234H25ZM44 233V232H43ZM79 233H81V232H79ZM90 233V232H89ZM4 234V233H3ZM9 234V235H10ZM36 234V233H35ZM40 234V233H39ZM49 234V235H48ZM62 234H64V235H66V236H64V237H62L63 235ZM74 235H73V237L75 236V235H77V233L75 234V233H73ZM91 234H92V232H91ZM249 234V235H250ZM9 235H7V236H9ZM38 235V234H37ZM102 235V234H101ZM4 236H6V235H4ZM39 236V235H38ZM92 236H93V234H92ZM98 236H100V234L98 235ZM253 236H254V238H253ZM1 237V236H0ZM35 237H36V235H35ZM43 239H42V238ZM79 237V236H78ZM81 237V236H80ZM101 237V236H100ZM8 238V237H7ZM13 238V237H12ZM60 238V239H61ZM87 238V237H86ZM90 238V237H89ZM94 238V237H93ZM97 238V237H96ZM3 239V238H2ZM6 239V238H5ZM35 239H38L37 237L35 238ZM74 239V238H73ZM72 239V240H73ZM243 239V238H242ZM45 240V241H44ZM63 240H60V241H63ZM80 240H83V239H80ZM84 240H86V239H84ZM87 240H89V239H87ZM94 240H97V239H94ZM42 241V242H41ZM44 241V242H43ZM55 241H58L57 242V244H55ZM71 241V240H70ZM74 241H76V242H78L77 240H75L74 239ZM2 242V241H1ZM9 241H6L5 243H8ZM16 242V243H17ZM39 242H41L40 244H39ZM67 242V243H66ZM81 242V241H80ZM125 242V243H124ZM13 243V242H12ZM16 243H14L13 245H15ZM22 243V245H24ZM42 243H44L43 245H42ZM73 243V241L71 242V244ZM75 243V242H74ZM82 243V242H81ZM80 243V244H81ZM85 243V242H84ZM1 244V243H0ZM3 244H4V241H3ZM10 244V243H9ZM35 244H36V246H35ZM76 244V243H75ZM74 244V245H75ZM80 244H79V246H80ZM249 244V245H248ZM19 245H21V244H19ZM42 245V246H41ZM81 245H83V244H81ZM84 245H86V244H84ZM88 245V246H89ZM263 245V246H262ZM7 246V245H6ZM5 245H4V247H6ZM9 246V245H8ZM78 246V245H77ZM78 246V247H79ZM126 246V245H125ZM14 247V246H13ZM24 247V246H23ZM44 247V246H43ZM10 248V247H9ZM21 248V247H20ZM36 248V250H35V252L38 250ZM57 248V249H56ZM80 248H81V246H80ZM85 248H88L87 246H85ZM6 249V248H5ZM4 249V250H5ZM14 249V248H13ZM24 249H26V248H24ZM43 249V248H42ZM58 249V250H59ZM82 249V248H81ZM83 249H84V246H83ZM3 250V249H2ZM7 250V249H6ZM5 250V251H6ZM20 250H22V249H20ZM19 250V251H20ZM9 251V250H8ZM25 251V250H24ZM23 251V252H24ZM34 251V250H33ZM42 251V250H41ZM41 251H40V253H37V254H42L41 253ZM60 251V250H59ZM86 251V250H85ZM85 251H81L82 252V254H83V256L86 254V252ZM13 252V251H12ZM18 252V251H17ZM30 252V251H29ZM38 252V251H37ZM43 253H44V251H42ZM62 252V251H61ZM84 252V253H83ZM256 252V253H257ZM2 253H4V251L2 252ZM5 253H7V252H5ZM9 253V252H8ZM31 253V252H30ZM34 253V252H33ZM30 254V255H34V254H36V253H34V254ZM259 253L258 254H256V255H259ZM11 254H14V252L13 253H11ZM24 253H22V255H23ZM27 254H29V253H27ZM55 254V255H56ZM63 254V253H62ZM17 255H19V254H17ZM58 255V254H57ZM91 255V254H90ZM261 255V257H260V255H259V263L258 264H264V257ZM12 256V255H11ZM35 256V255H34ZM36 256H38V255H36ZM35 256V257H36ZM62 256V255H61ZM92 256V255H91ZM6 257V256H5ZM10 257V256H9ZM12 257H14V256H12ZM12 257H11V260H13L12 259ZM20 257H21V255H20ZM22 257H24L25 258V256H22ZM21 257V258H22ZM33 257V256H32ZM32 257H31V259H32ZM35 257H33V260L31 261V260H29L28 259V262L29 261H31L32 263L31 264H36L34 261H35ZM40 257H42V255L41 256H39V258ZM63 257V256H62ZM61 257V259H63ZM88 257V256H87ZM258 257V256H257ZM7 258V257H6ZM21 258H20V260H21ZM28 258H30V257H28ZM38 258V257H37ZM36 258V260H38ZM81 258L82 259H80L81 261L83 260V257H82V255H81ZM95 258V259H96ZM0 259H2L1 257H0ZM5 259V258H4ZM15 259H16V257H15ZM14 259V260H15ZM42 259V258H41ZM89 259V258H88ZM88 259H86V261L88 260ZM102 259V258H101ZM8 260H10V259H8ZM10 260V261H11ZM23 260V259H22ZM25 260H26V258H25ZM40 260V259H39ZM38 260V261H39ZM43 260V259H42ZM94 260V259H93ZM97 260V259H96ZM104 260H106V259H104ZM241 260V259H240ZM239 260V261H240ZM258 260H256V261H258ZM6 262H7V260H5ZM18 262H19V259L17 260ZM16 261V262H17ZM24 261V260H23ZM44 261V260H43ZM85 261V262H86ZM234 261V260H233ZM238 261V260H237ZM255 261V262H256ZM17 262V263H18ZM22 262V261H21ZM26 262V261H25ZM34 262V263H33ZM63 262V261H62ZM78 262V261H77ZM90 262V261H89ZM102 262H104V263H106L105 261H103L102 260ZM10 263V262H9ZM11 263H15V262H13V261H11ZM16 263V264H17ZM20 263V262H19ZM18 263V264H19ZM44 264H45V262H43ZM42 263V264H43ZM81 263V262H80ZM87 263V262H86ZM103 263V264H104ZM230 263H233L232 261L231 262H229L228 261V263H225V264H230ZM236 263H238V262H236ZM239 263H241V261L239 262ZM1 264H2V260H1ZM5 264H7V263H5ZM23 264V263H22ZM25 264V263H24ZM26 264H30V262L29 263H26ZM64 264V263H63ZM79 264V263H78ZM81 264H83V263H81ZM85 264V263H84ZM109 264H110V262H109ZM242 264V263H241ZM244 264V263H243ZM245 264H247V263H245ZM251 264V263H250ZM252 264H254V263H252Z\"/></svg>",
	"mask_w": 264,
	"mask_h": 264
},
{
	"label": "trees",
	"instance_id": "3",
	"mask_svg": "<svg viewBox=\"0 0 264 264\" xmlns=\"http://www.w3.org/2000/svg\"><path fill=\"white\" fill-rule=\"evenodd\" d=\"M168 186H169V187H172L173 185H172L170 182H168ZM184 190L187 191V188L184 187ZM151 193H152V192H151ZM152 194H154V193H152ZM180 194H181L180 191H173V190H171L169 193L164 192V193H163V197L171 198V197H173V196H177V195H180ZM182 195H184L185 197L187 196V194H182Z\"/></svg>",
	"mask_w": 264,
	"mask_h": 264
}]
</instances>
